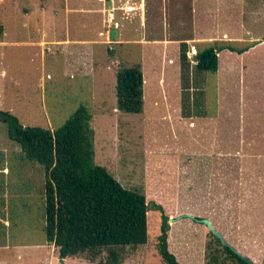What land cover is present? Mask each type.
Masks as SVG:
<instances>
[{
	"label": "rangeland",
	"instance_id": "374dc122",
	"mask_svg": "<svg viewBox=\"0 0 264 264\" xmlns=\"http://www.w3.org/2000/svg\"><path fill=\"white\" fill-rule=\"evenodd\" d=\"M158 1L159 8L146 0V12L140 10L147 26L139 12L133 18L129 7L123 10L132 19L126 37L182 40L178 45L116 42L117 25L109 21L114 14L121 20L127 1L0 0V71L11 73H0V111L24 126L55 130L79 106L90 109L96 163L149 202L148 242L126 246L123 264H168L158 249L161 204L169 215V248L182 263L247 264L206 224L170 218L189 212L211 219L240 255L254 249L253 236L263 242L264 42L238 50L264 40V0ZM193 14L200 26H191ZM189 36L195 39L185 41ZM227 45L236 51L218 53L217 72L198 69L197 56H190L194 47L218 52ZM137 64L144 109L126 113L118 108L116 73ZM14 146L21 147L0 120V147ZM11 151H0V167L18 155ZM30 160L24 178L13 169L0 175L1 194L8 196L0 203L11 207L0 216V244L11 246L0 251V264H101L107 252L96 260L62 259L47 241V171ZM15 205L24 206L22 216ZM252 205L259 211L248 231Z\"/></svg>",
	"mask_w": 264,
	"mask_h": 264
},
{
	"label": "trees",
	"instance_id": "16d2710c",
	"mask_svg": "<svg viewBox=\"0 0 264 264\" xmlns=\"http://www.w3.org/2000/svg\"><path fill=\"white\" fill-rule=\"evenodd\" d=\"M209 47L198 53L200 70L217 72L218 55ZM186 59V56H184ZM118 108L126 113L144 109V74L141 65L122 66L116 73ZM8 124L9 137L19 143L28 157L42 163L47 171L46 236L59 257L87 255L96 260L107 252L101 264H123L126 246L146 244L149 239V202L145 193L129 189L107 167L95 161V131L92 113L79 106L59 128L24 126L19 118L0 111ZM161 211L158 249L168 264H184L169 248V215ZM217 240H221L215 235ZM232 257L246 262L231 246Z\"/></svg>",
	"mask_w": 264,
	"mask_h": 264
},
{
	"label": "crops",
	"instance_id": "0c3cea01",
	"mask_svg": "<svg viewBox=\"0 0 264 264\" xmlns=\"http://www.w3.org/2000/svg\"><path fill=\"white\" fill-rule=\"evenodd\" d=\"M112 1H113V6H116L115 5L116 4V0H112ZM123 1H127V4H126L125 7L122 6L120 8L122 10V12H121V15H122L121 20H119V22H118L116 20L115 14H114L110 18V21H109L112 26L113 25H117V27L115 29H113V33L117 37L116 42L121 43V44H124L125 42H128V41H136L137 43H143L144 45H153L155 47H158V45H161V46H164V47H172L170 45H175V44L178 45V44H180V42H182V40H178V39H160L158 37H152L150 39H145V38L144 39H132V38L126 37V35L128 34V32H127L128 31V26H131L132 19L125 20L128 17L125 16L126 15V10L125 11H123V10L125 8L129 7L128 10H130V12H131L129 14H132L133 18L135 16H137L138 15V12H139V14L141 15V18H142L141 19V26H143L144 20H145V25L147 26L146 18L144 16H142L143 12L140 11V10H145V12H146V8L147 7H146V0H133V2H131V0H123ZM181 1H183V0H176V6H177V4L178 5H181L180 4ZM155 2H156L155 4L157 5V7L159 8L160 2L158 0H155ZM153 5H154V3H153ZM154 7H155V5H154ZM41 8L43 9L44 12L46 11V6L42 5ZM120 9H118V10H120ZM44 15H45L44 16V19L46 20V14H44ZM192 19H193V25H191V26L194 27V26H200L201 25V21L198 20V18H197L196 15L193 14V18ZM134 27L140 28L139 25H135ZM134 30L136 31L137 28H135ZM194 34H196V33H194ZM189 37L190 38H188V39L186 38L185 41H189V40L193 41V39H195V38H192L191 36H189ZM41 42H42V45H44V46L47 43L46 40H42ZM4 43H5V40L4 39L3 40H0V45L3 46ZM183 43H185V42H183ZM261 43H258V44H261ZM258 44H256L255 46H257ZM251 48H253V47H250V49ZM226 50H228V49H226ZM249 50H247V51H249ZM219 52L220 51L217 52V55H218ZM219 55H221V54H219ZM219 55H218V57H219ZM196 56H198V55H196ZM0 73L3 76H8L9 74H11L6 68H3L0 71ZM0 120H2V119H0ZM11 149H12L11 153H14V151H16L17 152L16 154H18V155L15 156V157H13V156L12 157H6L5 159H3L4 160V166H1L0 167V175H1V172H3V171L13 169V170L18 171V175H20V176H22L24 178L25 175H26L25 174V171H27L28 169H30L29 168L30 165H31L30 157H28L26 155V153L24 152V150L22 149V147H16V146H14L12 148L0 147V151L7 152V153H9V151ZM22 182H24V179L22 180ZM1 191L2 190H0V197L7 198L8 197L7 194L4 193V195H2L1 194ZM15 208L17 209L16 212L18 213L19 216H22L24 214V206L23 205L22 206L15 205L13 209H15ZM251 208H253V212L254 213L252 212V214H254V215H253V218L252 217H248L249 219H247L248 231H249V227H252L253 225H255L254 224V221H255L256 211H259V209H256V206L255 205H252L250 207L248 206L247 207V210H249ZM10 209H11V207L8 204H6L4 202L3 203H0V216L2 215L1 213H5V212L9 211ZM214 225L216 227V224H214ZM263 227H264V225H263ZM253 242L255 243V246H254V249L253 250L248 249V250H245V252L244 251H241V253L246 254L256 264H264V243H263L264 242V239H263V242H262V239L261 240L259 238L256 239V237L253 236ZM52 246L55 249V251H57L56 246L54 244H52ZM6 249H10L11 250V246H9V245H1L0 244V251L1 250H6ZM20 256L21 255L19 254V257ZM177 258L181 259L179 256ZM185 259H186V257H185ZM183 261L187 262V259L186 260H183ZM4 262L7 263L6 261H4ZM43 264H45V263H43Z\"/></svg>",
	"mask_w": 264,
	"mask_h": 264
},
{
	"label": "water",
	"instance_id": "95a60500",
	"mask_svg": "<svg viewBox=\"0 0 264 264\" xmlns=\"http://www.w3.org/2000/svg\"><path fill=\"white\" fill-rule=\"evenodd\" d=\"M110 2H111V5H112V4H113V1L110 0ZM263 41H264L263 39H260L258 42L253 43L251 46H249V47H247V48H245V49H242V50H238V53H243V52L249 50L250 47H254L256 44L261 43V42H263ZM223 49H228V50H230V51H236V49H235L233 46H231V45H227V46H225V47H221V48L219 49V51H221V50H223ZM216 55H217V51H215L214 53H212V55H206V56H205V55H202L200 61H201V62H204V61H206V60L211 59L212 57H214V56H216ZM0 118H2L1 113H0ZM187 217H188V218H191V219H194V220H196V221H198V222H201V223L206 224L207 227H208V228L214 233V235H216V236L221 240V242H222L223 244L228 245V242H227V240L225 239V237H224V235L222 234V232L216 229V227H215V225L213 224L212 220L209 219V218H200V217H197L196 215H194L193 213L186 212V213H182V214L178 215L177 217H171L170 219H171V221H175V220H179V219L187 218ZM241 256H242V258H243L244 260H246L248 263H250V264H256V263H254V262L252 261V259L249 258L248 256H246V255H241Z\"/></svg>",
	"mask_w": 264,
	"mask_h": 264
},
{
	"label": "built area",
	"instance_id": "2783aa9c",
	"mask_svg": "<svg viewBox=\"0 0 264 264\" xmlns=\"http://www.w3.org/2000/svg\"><path fill=\"white\" fill-rule=\"evenodd\" d=\"M196 55H198V50L196 48H193L190 52V56L195 57Z\"/></svg>",
	"mask_w": 264,
	"mask_h": 264
}]
</instances>
